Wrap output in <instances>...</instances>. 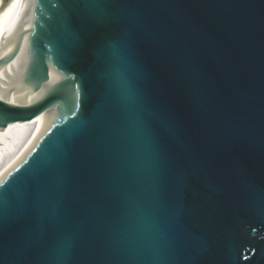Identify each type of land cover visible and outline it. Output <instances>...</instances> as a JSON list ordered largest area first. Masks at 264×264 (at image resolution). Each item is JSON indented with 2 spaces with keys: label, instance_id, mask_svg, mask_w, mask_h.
<instances>
[{
  "label": "water",
  "instance_id": "obj_1",
  "mask_svg": "<svg viewBox=\"0 0 264 264\" xmlns=\"http://www.w3.org/2000/svg\"><path fill=\"white\" fill-rule=\"evenodd\" d=\"M25 1L0 56L26 91L0 129L28 122L0 166V264H264V0ZM109 44L135 106L101 74Z\"/></svg>",
  "mask_w": 264,
  "mask_h": 264
},
{
  "label": "bare ground",
  "instance_id": "obj_2",
  "mask_svg": "<svg viewBox=\"0 0 264 264\" xmlns=\"http://www.w3.org/2000/svg\"><path fill=\"white\" fill-rule=\"evenodd\" d=\"M27 1L25 0H0V56L11 50L7 46V40L13 35L23 19ZM4 43V44H3ZM16 61L10 66L0 69V99L21 103L26 101L22 79ZM28 122H18L0 129V166L10 155L17 141L21 137Z\"/></svg>",
  "mask_w": 264,
  "mask_h": 264
},
{
  "label": "snow or ice",
  "instance_id": "obj_3",
  "mask_svg": "<svg viewBox=\"0 0 264 264\" xmlns=\"http://www.w3.org/2000/svg\"><path fill=\"white\" fill-rule=\"evenodd\" d=\"M95 56L101 64V74L129 104L137 105L138 95L132 80L133 70L124 48L109 44L106 50L95 52Z\"/></svg>",
  "mask_w": 264,
  "mask_h": 264
}]
</instances>
